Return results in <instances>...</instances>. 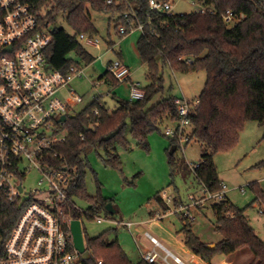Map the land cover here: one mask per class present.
Wrapping results in <instances>:
<instances>
[{"label":"trees","instance_id":"trees-1","mask_svg":"<svg viewBox=\"0 0 264 264\" xmlns=\"http://www.w3.org/2000/svg\"><path fill=\"white\" fill-rule=\"evenodd\" d=\"M20 1L29 6L41 27L49 26L59 14L65 15L74 33L54 27L52 42L45 51L49 64L64 74L73 65L80 66L81 62L89 65L95 61L80 40L81 34L92 38L98 34L90 8L116 16L115 28L119 34L120 28L126 27V33L120 36L129 34L138 24L143 26L137 47L142 63L148 68L150 83L144 87L145 97L136 101L120 100L112 109L97 96L81 111L68 115L67 137L55 146L56 165L62 167L66 163L77 168L70 194L92 201L89 217L94 218L101 208H106L109 200L102 195H87L84 155L90 150H103L106 164L121 168L117 147L131 148L128 133L138 146L148 148L149 135L161 123L168 119L177 121L178 110L173 102L176 96L149 105L154 95L164 89L165 68L181 73H206V82L198 97L200 104L190 116L191 134L187 144L196 140L201 145V158L193 166L196 180L207 191L222 189L215 155L237 145L246 121L264 123V0H201L205 10L183 14L156 11L150 7L149 0H116L112 4L106 0ZM228 11L235 15V20H227ZM117 54L122 56L121 52ZM104 76H109L114 86L120 84L109 71ZM173 145L177 148L170 153L172 175L181 166L175 157L180 146L178 138L172 139L171 148ZM257 167H264V161ZM250 186L257 191L255 201L264 204V190L256 183ZM155 199L160 213L165 214L169 206L161 191ZM25 204L11 202L0 193V257ZM180 204L175 200V206ZM211 208L216 217V230L222 236L215 248H209L212 243H205L196 235L194 220L182 217V227L177 232L182 235V242L176 243L177 249L187 258L197 256L207 263L218 254L233 256L249 252L252 259L248 264H264V239L252 227L247 207H238L226 195L224 200L212 203ZM80 214L75 210L73 215L78 218ZM105 236L106 232L95 238L84 237L90 252V259L84 264H99V260L103 264H157L142 258L134 263L118 240L108 242Z\"/></svg>","mask_w":264,"mask_h":264},{"label":"built area","instance_id":"built-area-1","mask_svg":"<svg viewBox=\"0 0 264 264\" xmlns=\"http://www.w3.org/2000/svg\"><path fill=\"white\" fill-rule=\"evenodd\" d=\"M114 2L116 0H106L107 4ZM149 4L156 11L174 13L173 0H149ZM203 10L202 5L197 9ZM226 18L236 19L231 11ZM137 28L142 30L143 26L138 24ZM125 33L126 27L122 26L120 34ZM80 39L88 45L100 46L96 37L81 34ZM51 42V30L40 26L28 5L20 0H0V193L11 202L26 203L5 242L0 264H84L85 261L75 246L71 223L78 219L73 215L75 210L85 214L88 210L83 211L70 194L77 168L66 163L57 166L55 146L67 137L68 115L84 101L74 88L68 89L67 98L62 97L61 91L73 79L84 77L86 70L79 65L71 66L67 74L54 69L45 56ZM107 70L121 83L131 76L130 68L120 59L109 62ZM99 85L100 81L92 82L94 87ZM130 97L133 101L143 99L144 87L132 83ZM173 102L178 119L166 134L178 138L180 145L189 140L190 116L196 112L200 99L176 96ZM62 116H66V120H62ZM32 172L40 177L37 185L28 189L24 181ZM241 191L245 192V188ZM161 197L169 210L165 214L158 213L159 218L174 212L181 218L194 220L191 208L201 209L208 201L220 202L225 199L226 191L223 184L217 192L204 188L202 196H191L189 203L178 207L165 191ZM259 212L264 214V204ZM95 218L98 223H117L110 218ZM123 225L133 234L141 258L146 262L187 264L149 230L143 232V238L149 242L145 245V241H138L134 235L132 228L136 223ZM98 263L103 264V261Z\"/></svg>","mask_w":264,"mask_h":264},{"label":"rangeland","instance_id":"rangeland-1","mask_svg":"<svg viewBox=\"0 0 264 264\" xmlns=\"http://www.w3.org/2000/svg\"><path fill=\"white\" fill-rule=\"evenodd\" d=\"M173 2V12L177 14L189 13L201 8V0H173ZM90 14L98 30L96 38L99 40L100 47L88 45L80 39L95 57V61L89 65L81 62L80 67L86 70L85 76L75 80L78 82L76 86L75 81L72 84L76 93L84 98L82 103L74 107L76 112L91 103L94 96H100L102 102L112 109L119 105L120 100L131 99L128 82H122L117 86L115 98L109 95L106 85L92 87L88 83L87 79H97L107 69L109 60L125 61L130 66L135 83L139 82L143 87L150 83L147 79L148 68L142 63L137 47L142 30L134 28L129 34L120 36L118 29L115 28L116 16L91 8ZM48 27L50 30L54 27H63L68 32L74 33L64 14H59ZM110 43H113V47ZM120 48L121 57L117 54ZM71 57L75 55L71 54ZM162 74L164 89L154 95L149 103L150 106L172 95L189 99L198 98L206 82V73L202 71L181 73L165 68ZM175 125L176 122L169 119L161 123L159 129L149 135L148 148L138 146L128 133L131 148L117 147V153L122 160L121 168L107 165L103 150H90L84 155L87 195L90 197L102 195L115 209L112 214L106 208H101L96 216L110 218L117 222L98 223L95 217L81 213L78 219L81 221L84 237L95 238L106 232V240L108 242L118 240L128 257L137 263L141 260L137 244L128 227L123 225V223L134 222L136 225L132 230L138 241L142 240L145 241V245L149 244L142 235L145 230H149L187 264H248L252 259V254L249 252L233 256L218 254L210 263L202 260L193 261L191 257H185L176 246V243L182 242V235L177 233L182 227L180 215L173 212L159 218L158 213L161 212V208L155 199L157 192L165 191L173 198V204L175 200L178 204H187L191 196L200 197L204 191L196 180L192 168L202 155L198 141L192 140L188 144L186 142L180 144L175 157L181 166L172 175L169 159L173 137L166 132L168 128H173ZM263 134L264 123L248 120L241 130L237 145L230 150L217 153L214 157L227 197L238 207H247L246 214L261 239H264V214H261L259 209L263 204L255 201L257 191L250 184L256 183L259 189L264 190V167H257V164L264 161ZM39 177L36 172H32L24 181V185L28 189L35 187ZM242 188H245V192L241 191ZM73 199L83 211L89 210L93 205L92 201L85 197L73 195ZM212 203L208 201L202 209L191 208V212L194 217L193 230L196 235L205 243L215 244L221 240L222 236L216 230V217L211 208ZM252 203L254 204L250 205ZM1 243L0 238V245Z\"/></svg>","mask_w":264,"mask_h":264},{"label":"crops","instance_id":"crops-1","mask_svg":"<svg viewBox=\"0 0 264 264\" xmlns=\"http://www.w3.org/2000/svg\"><path fill=\"white\" fill-rule=\"evenodd\" d=\"M111 42H113V41H111ZM111 44V46H112V44L113 43H110ZM120 44V43H119ZM118 44V46L120 47V45ZM100 47V46H99ZM99 47H97V48H99ZM113 47V46H112ZM119 52H122L121 51V48H120V51ZM112 60H109L108 61V64H109V62H111ZM124 63H125V61H123ZM108 64H107V66H108ZM126 64V63H125ZM144 64V63H143ZM127 65V64H126ZM129 68H130V66L129 65H127ZM131 70V69H130ZM108 70L106 69L102 74H100L99 76H98V78L97 79H93V80H90V79H87V81H88V83L92 86V82H95L96 80H98V81H100V85L98 86V87H100L101 85H106L107 87H108V92H109V95H111L113 98H115V96H116V89H117V86H114L113 85V82H112V79L109 77V76H104V74L107 72ZM82 78H84V77H82ZM77 78H75V79H73L62 91H61V95H62V97H63V95H64V97L63 98H67L68 97V89H70V88H73V86H72V84L74 83V81L76 80ZM125 82H128V84L131 86V84L132 83H135V81L133 80V78H132V71H131V76H130V78L127 80V81H125ZM77 83L78 82H76L75 81V86L77 85ZM136 83H138L139 85H140V83L139 82H136ZM120 84H121V82H120ZM141 86V85H140ZM93 87V86H92ZM143 87V86H142ZM95 97L96 96H94V99H95ZM93 99V100H94ZM199 161V160H198ZM199 185L201 186V188L204 190V186L202 185V184H200L199 183ZM227 195V194H226ZM143 235V234H142ZM141 238H142V236H141ZM191 259L193 260V261H195V260H202L200 257H197V256H192L191 257ZM203 261V260H202ZM207 263V262H206Z\"/></svg>","mask_w":264,"mask_h":264},{"label":"water","instance_id":"water-1","mask_svg":"<svg viewBox=\"0 0 264 264\" xmlns=\"http://www.w3.org/2000/svg\"><path fill=\"white\" fill-rule=\"evenodd\" d=\"M8 50H11V47H8ZM48 66H50V65H48ZM61 119L66 120V116H62ZM176 148H177V146L173 145L171 148V153H174ZM20 189H21V187H20ZM106 209L111 213L115 212V209L113 208L111 203L107 204ZM71 229H72V233H73V237H74V243H75L76 248L80 252H82L83 258L85 260H89L90 259V252L85 247V239H84L81 221L78 219L73 220L71 223ZM208 247L209 248H215V244H209Z\"/></svg>","mask_w":264,"mask_h":264}]
</instances>
